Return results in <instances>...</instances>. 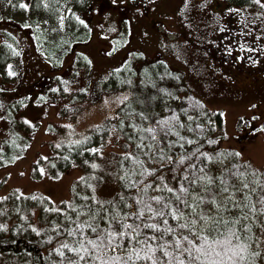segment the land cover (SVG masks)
<instances>
[{
    "label": "rangeland",
    "instance_id": "374dc122",
    "mask_svg": "<svg viewBox=\"0 0 264 264\" xmlns=\"http://www.w3.org/2000/svg\"><path fill=\"white\" fill-rule=\"evenodd\" d=\"M110 1L116 3L114 0ZM132 1L136 2V0ZM151 1L154 0H149ZM155 1H160L163 5L160 13L153 14L159 20L157 27L151 24L143 27L134 24L133 39L129 44L127 38L129 28L126 24L120 23L117 32V23L110 21L111 29L105 34V40L110 39L111 45L100 42L95 33L97 37H90L86 48L77 47L78 54L74 58L72 74L69 76L64 74L61 77L62 75L58 73L52 76L48 82L51 91H45L36 97V86L32 83L28 85L30 95L17 91L10 93L0 91V156L6 146L13 141L12 137H16L15 140L19 139V143L23 144V151L17 154L16 160L0 168V181L3 179L0 195L10 192L15 193L16 196L40 194L48 198L54 207H58L61 202L70 199L72 184L89 171L93 181L91 189L94 197L98 199L112 197L118 190L115 162L117 155L124 153L122 143L125 142L118 130L116 131L114 123L118 118L117 111L129 101L132 94L131 82L124 87V81L121 84L116 83L113 85L116 89L110 86L116 79L113 77L125 76L122 73L125 69L130 70L128 75H135L138 79L141 77L140 74L145 75L142 69H148L147 65H152L157 60H162L169 70L180 74L184 82L181 85L186 89L182 95L191 92L204 102L209 110L221 112L222 137L218 149L220 148L224 153L239 152L241 155L238 159L245 162L249 168L264 172V102L260 104L257 101L259 105L252 108L250 105L255 102L252 97H235L223 91L222 86L219 85L221 84L219 73L224 69L222 64L231 67L229 73H234V64H228V60H231L228 56L223 57L220 62V53L213 57L212 54L216 53L213 38L215 32L214 28L208 25V18L205 15L199 11L189 12L188 19L192 20L185 29L188 30V36L193 41L188 38L187 42L185 35L180 34L182 29L179 25L182 19L179 11L180 0ZM77 2L79 3V0ZM61 4L62 0H58L57 8L60 9ZM79 7L72 8L73 15L74 13L77 15L81 10ZM78 16L74 18L75 26L80 24L79 20L82 22L86 20L85 17L80 19ZM26 17L29 23L32 22L23 26L26 33L14 30V27H0V42L3 43L0 47L2 51H10V60L13 63L19 64L20 61L22 64L25 63L24 67H20V71L25 72L30 78L33 75V68L30 54L25 47V39L29 33L27 27L36 26L40 30L41 28L38 27H41L44 21L40 18L37 21V16H34V19L32 16ZM21 20H24L23 17ZM66 23H69L68 17ZM53 30L54 28L50 29L51 32ZM66 31L64 29L61 35L58 34L60 38L65 39ZM58 35L53 34L52 37H48L44 32L43 36L38 38L33 33L34 45L42 65L45 61L55 63L52 56H47L45 51L52 48L51 43L58 39ZM80 40L85 41L84 38ZM65 42L67 40L60 43V50L68 47ZM126 46L131 50L130 59L127 61L122 60ZM23 48L26 49L25 52ZM255 49L257 47L253 46L251 51L256 52ZM248 50L250 51V49L245 51ZM262 53L261 56L264 57V48ZM239 63L242 67L249 65L241 59ZM204 68L207 70L205 71ZM56 71L58 72L54 70L55 73ZM1 73L7 81L5 70L1 69ZM246 75L252 77L253 73ZM106 79H108L107 85L104 84ZM140 86H143L142 83ZM176 87L178 89V86H174V91ZM110 93L113 96H108ZM99 126L107 130V135L102 139L103 149L99 160L94 164L96 167H92V164L86 169L81 164H74L66 171L58 172L55 166L60 145L82 140ZM164 177L166 178L167 175ZM256 238L262 241L259 247L256 243L255 245L264 258V227L261 224H258L256 229Z\"/></svg>",
    "mask_w": 264,
    "mask_h": 264
},
{
    "label": "trees",
    "instance_id": "16d2710c",
    "mask_svg": "<svg viewBox=\"0 0 264 264\" xmlns=\"http://www.w3.org/2000/svg\"><path fill=\"white\" fill-rule=\"evenodd\" d=\"M46 3L49 4L48 1ZM65 4L66 0H62L60 11L63 10ZM57 15L56 13L54 16ZM147 68L142 69L145 75L140 74L141 77L136 82L131 75L129 76L131 79L128 78V81L131 82L130 92L132 95L129 101L117 111L118 118L114 123L116 131L118 130L125 140L122 143L124 153L117 155L115 162L118 190L108 199L95 198L91 189L93 182L90 177L91 173L88 171L70 187V199L61 202L58 207H54L48 198L40 194L31 193L25 196H16L15 193L10 192L0 195V264H70V261H76L78 257L67 249H63L61 245L68 243L74 247L76 246L75 240L81 235H95L86 229L83 233L75 232V225L82 222L97 227L101 235L105 231L121 230L122 224L136 225L155 222L147 217L144 220H139L136 216L129 217L128 214L132 213L134 209L137 211L145 209L146 205H150L156 210L161 209L163 201L171 195L165 185L179 187L176 177L183 172L184 166L174 163L175 158L185 153L198 155L197 149L199 152L218 157L212 163H207L204 160L188 161V163H196L197 168L203 164L210 176H219L224 169H230L233 172L238 169L239 172L245 173L248 182L253 180L264 182V175H260L262 172L249 168L232 152L224 153L220 151V148L218 149V143L222 137L220 111L209 110L204 102L192 95L191 92L182 95L186 89L181 85L184 82L180 74L171 72L165 63L158 62ZM140 83H142V87ZM174 86H178L175 91L173 90ZM179 95L182 96L178 97ZM172 117L177 119L172 120ZM162 119L168 120L167 127L172 128V132L167 136L163 135L160 125L156 123ZM149 127L157 129L158 141H152L149 134L143 131ZM105 135H107V130L99 126L82 140L62 143L58 151L56 170L64 172L74 164H81L87 169L90 165L95 164L100 158L103 149L102 139ZM141 137H146L143 143L150 146V151L148 148L137 147L141 143ZM15 138L12 137L13 141L6 146L0 156L1 169L2 166L6 167L8 162H14L17 154L23 151V144L19 143V139L16 141ZM188 140H192L194 143L189 145ZM169 142H171V146H169ZM161 148L164 149L162 153L165 156L164 159L160 158ZM91 149H98V151L93 153ZM129 155L135 159L128 158ZM167 156H172L174 160H168ZM222 163L223 166H221ZM145 168L155 170L154 174H149ZM253 172L256 173L255 176L252 175ZM164 175L167 177L165 178ZM187 175L203 176L204 173H197L195 170L189 169ZM156 176H163V180L155 179ZM145 177H147V181H153L152 186L140 190L143 188L140 181ZM229 179L231 184L236 185L237 188L241 187L237 177L230 176ZM2 182L3 179L0 181V186ZM183 183L185 187H189L187 181H183ZM251 187L256 188V185L252 184ZM215 190L213 189V191ZM261 195H264V190L260 188H256V191L251 194L252 202L256 203L257 208L260 207L257 201ZM153 197L162 198L161 204H157L152 199ZM240 198L243 197L240 196ZM172 200L175 202L174 196ZM189 202L194 203L190 197ZM210 208L212 205H202L204 212H209ZM89 209H91V213H98L95 218L88 214ZM81 213L85 214L81 215ZM210 214L215 215V212ZM224 215L236 216L239 213L232 211L224 213ZM170 223L174 225L176 221L170 220ZM242 223L250 225L251 234L255 240L256 229L258 224L264 223V217H259L257 221L250 214L249 219ZM69 232H75V234L69 236ZM145 233L146 235H161L160 232L151 233L148 230H145ZM189 236L195 240V237L190 233ZM165 239L172 240L173 237L165 236ZM160 243H163V239L160 240ZM184 246L187 247V245ZM128 247L130 246L126 244V248L123 250L117 249L115 252L109 250L106 253H100V255L104 259L112 256L126 258ZM168 251H172V249H168ZM256 251L261 253L253 242L249 247V252ZM60 252H63L64 255L61 256ZM156 255L163 257L162 252H157ZM81 264H86V262L82 261ZM87 264H99V261L89 260ZM136 264H147V262L137 261ZM255 264H264L262 254L255 258Z\"/></svg>",
    "mask_w": 264,
    "mask_h": 264
},
{
    "label": "flooded vegetation",
    "instance_id": "af4514ba",
    "mask_svg": "<svg viewBox=\"0 0 264 264\" xmlns=\"http://www.w3.org/2000/svg\"><path fill=\"white\" fill-rule=\"evenodd\" d=\"M47 1L49 4L46 3ZM57 1L0 0V27H14V30L25 32L23 26L32 24V22H28L26 16H32L33 19L34 16H37V21H39V18L44 21L42 26L38 27L41 28L40 30L36 26L34 28L27 27L29 30L28 36L25 39L27 50L23 48V52L26 50L30 54L33 68L32 77L28 78L25 72L20 71V67L25 66L24 62L23 64L21 61L19 64L13 63L10 60V51H2L0 47V91L3 90L8 93L17 91L30 95L28 94V89L30 88L28 85L31 83L36 86V97L45 91H51L48 85L49 80L53 75L58 73L62 75L61 77L64 74L67 76L72 74L74 71V58L78 54L77 47L83 46L86 48L89 45L88 40L90 37L98 36L97 38L100 39V42H103L105 45H111L112 41L110 39L105 40V34L111 29L110 21H113L114 24L117 23V32L120 29V23L123 24L124 22L126 24V27L129 28L127 38L129 39V44H131L134 34V24L136 26L141 25L142 27L151 24L153 27H157L159 20L153 14L156 12L160 13L163 9L160 1L157 2L155 0L151 2L149 0H136V2L132 0H114L116 3L110 0H79L81 5L77 0H66L63 10L60 11L59 8H56ZM21 4H25L26 7L21 8ZM179 5V11L182 15V19L179 22L180 27L182 26L180 30L181 36L185 35L188 42L190 36H188V30L185 27H189L192 20L191 18L188 19L189 12L199 11L208 18V25L214 28L215 35L213 33V38L216 53L212 54L213 57L217 56V53H220V57H222H219L220 62H222L223 57L228 56L231 59L228 60V64H234V73H229L231 67L222 64L224 69H222V73H219L221 83L219 85L222 86L223 91H227L235 97H252L256 102L250 105L252 108L258 106V102L260 104L262 101L264 102V57L261 56L264 48V6H262L264 5V0H261L260 3H256L255 0H180ZM77 7L81 10L78 11L77 15L75 13L73 15L72 8ZM40 11L42 13H39ZM56 13L58 14L56 16L58 19L54 16ZM76 16L80 19L85 17V22L79 20L80 24L75 26L74 18ZM21 17L24 20H21ZM67 17L69 23H66ZM51 28H54L52 32L50 31ZM64 29L67 30L64 35L65 39H63L64 37L60 38V33ZM211 31H213L212 28ZM44 32H46L48 37H52L53 34L60 35H58V39L52 41L53 49H46L45 51L47 56H52L55 63L45 61V64L42 65L37 55L36 46L34 45L33 33L38 38H41ZM190 35L192 36V33ZM83 38L85 41L80 40ZM64 40H67L65 43L68 44V47L60 50V43ZM182 42L185 43L184 40ZM1 44L2 42H0V46ZM253 46L257 47L255 49L257 50L256 52L251 51ZM55 49L58 50L55 51ZM247 49H250V51H245ZM124 50L122 60L125 59L127 61L130 59L129 53L131 50L127 46ZM239 59L248 62V67H242ZM26 65H28L27 62ZM1 69L6 72L7 81H5L1 73ZM204 69L205 71L207 70V68ZM38 70L39 73H37ZM54 70H58V72L56 71L55 73ZM9 72L12 74L9 75ZM41 72L43 74H40ZM243 72L245 74H242ZM122 73L125 74V71ZM246 73H250L251 75L253 73V75L249 77ZM76 79H78V76H76ZM105 82L107 83L108 79ZM223 91L221 92L228 94Z\"/></svg>",
    "mask_w": 264,
    "mask_h": 264
},
{
    "label": "snow or ice",
    "instance_id": "6c2138e0",
    "mask_svg": "<svg viewBox=\"0 0 264 264\" xmlns=\"http://www.w3.org/2000/svg\"><path fill=\"white\" fill-rule=\"evenodd\" d=\"M255 2L260 3L261 0H255ZM20 7L25 8L26 5L21 4ZM11 74L9 72V75ZM171 119L177 118L172 117ZM156 123L160 125L163 135L167 136L172 132V128L167 127L168 120L162 119ZM143 131L149 134L152 141H158L157 129L149 127ZM144 139L146 137H141V143L137 147L148 148L150 151V146L143 143ZM181 139L184 138L181 137ZM159 142L162 143V141ZM187 143L191 145L194 141L188 140ZM169 146H171V142H169ZM91 151L96 153L98 149H91ZM163 152L164 149L161 148V159L165 158L162 155ZM196 152L199 154L185 153L175 160L172 156L166 157L184 167L183 172L176 177L179 183L178 188L165 185L171 195L163 201L161 209L156 210L150 205H146V210L137 211L134 209L132 213L128 214L129 217L136 216L139 220H144L147 217L155 222L136 225L122 224L121 230L105 231L103 235L99 234L97 227L92 224L87 222L76 224L75 232L83 233L86 229L95 235H81L75 240L76 246L74 247L68 243L61 245L63 249H67L78 257L76 261H70V264H81L82 261L87 264L89 260L99 261V264H129V262L136 264L137 261H145L147 264H255V258L261 253L259 251L249 252V247L253 242L259 247L262 241L260 238L254 240L250 225L242 222L248 220L250 214L257 221L259 217H264V195L258 198L259 208L251 198V194L256 191V188L264 190V182L260 180L248 182L245 173L239 172L238 169L235 172L224 169L219 176H210L203 164L197 168L196 163H188V161L204 160L207 163H212L218 157L199 152V149ZM234 155L239 157L241 154L237 152ZM128 158L135 159L130 155ZM92 167L95 168L96 165L93 164ZM189 169L195 170L197 173H204V175L189 176L187 175ZM145 171L154 174L155 170L145 168ZM252 175L255 176L256 173L253 172ZM260 175H264V173ZM230 176H235L240 180V188L230 183ZM155 179L163 180V176H156ZM146 181L147 177L140 181V185H143L140 190L152 186L153 181ZM183 181H187L189 187H185ZM252 184H255L256 188L251 187ZM193 185L195 187H192ZM213 189L216 190L213 191ZM173 196L175 202L172 200ZM240 196L243 198L241 199ZM189 197L194 203L189 202ZM85 199L88 198L85 197ZM152 199L157 204H161L162 198L153 197ZM204 204L212 205L209 212L202 210ZM213 211L215 215L210 214ZM232 211H237L239 215H224V213ZM84 214L81 213V215ZM88 214L95 218L98 213H91V209H89ZM170 220L176 221V224H171ZM261 226L264 227V223ZM145 230L151 233L160 232L161 235H146ZM75 232H69L68 235L73 236ZM189 233L195 237V240L190 238ZM165 236H172L173 239H165ZM162 239L163 243H160ZM125 242L127 246H130L127 248L126 258L112 256L104 259L100 255V253H106L109 250L115 252L117 249H125ZM137 245L140 247L137 248ZM168 249H172V251H168ZM157 252H162L163 257L157 256ZM60 255L63 256L64 253L60 252Z\"/></svg>",
    "mask_w": 264,
    "mask_h": 264
}]
</instances>
